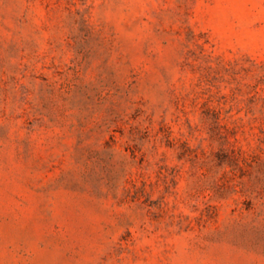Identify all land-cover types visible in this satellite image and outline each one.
Wrapping results in <instances>:
<instances>
[{
	"label": "rangeland",
	"instance_id": "1",
	"mask_svg": "<svg viewBox=\"0 0 264 264\" xmlns=\"http://www.w3.org/2000/svg\"><path fill=\"white\" fill-rule=\"evenodd\" d=\"M0 264H264V0H0Z\"/></svg>",
	"mask_w": 264,
	"mask_h": 264
}]
</instances>
